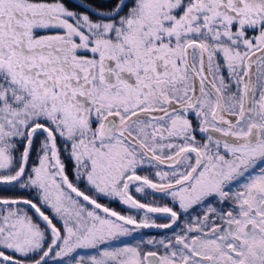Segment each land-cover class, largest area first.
<instances>
[{"label": "snow or ice", "instance_id": "6c2138e0", "mask_svg": "<svg viewBox=\"0 0 264 264\" xmlns=\"http://www.w3.org/2000/svg\"><path fill=\"white\" fill-rule=\"evenodd\" d=\"M80 6L0 0V264H264V0Z\"/></svg>", "mask_w": 264, "mask_h": 264}, {"label": "flooded vegetation", "instance_id": "af4514ba", "mask_svg": "<svg viewBox=\"0 0 264 264\" xmlns=\"http://www.w3.org/2000/svg\"><path fill=\"white\" fill-rule=\"evenodd\" d=\"M251 34L253 35L254 33H251ZM197 139L201 140V142H203L202 137L199 134L197 135ZM65 163L67 165L66 171H67V174L69 176V179L73 180V182H75V178H74V175H73L72 162L65 159ZM142 174H146V173H142ZM80 187L83 189L84 185L81 184ZM17 194L18 195H23V196H29V193H27V192H19ZM4 195H12V193H4ZM168 199H170V198H168ZM168 199L161 200V199H159V197H157V203L159 205H161V206L168 205ZM100 202L105 204V205H108V206L114 208L115 210L121 212L122 214H128L127 212H125L124 208L121 207V205L118 204V203H111L107 199L101 200ZM168 206H171V205H168ZM194 215H196V214H194ZM166 222L167 221L165 219H163V218L157 220V223H166ZM182 227H183V224H181V228ZM179 230L180 229H177V231H179ZM165 234H167L169 236L171 235L169 230L142 229V230H138L135 233V238H133V237H125V238H121V239L124 242H126V243L135 244L141 238L147 239L150 236L161 237V236H163ZM116 243L119 244L120 241H117ZM81 254L85 255V256H88V255H95L96 252H95V250H92V249H84V250H81Z\"/></svg>", "mask_w": 264, "mask_h": 264}, {"label": "trees", "instance_id": "16d2710c", "mask_svg": "<svg viewBox=\"0 0 264 264\" xmlns=\"http://www.w3.org/2000/svg\"><path fill=\"white\" fill-rule=\"evenodd\" d=\"M81 1H83L84 3H90V4L94 5L95 7H97L98 9L105 8L110 3V0H81ZM62 2H64L65 5L70 10L78 11V12H82V13L85 12V9L82 6L72 2L71 0H62ZM92 18L97 19V17H95V16H93Z\"/></svg>", "mask_w": 264, "mask_h": 264}, {"label": "rangeland", "instance_id": "374dc122", "mask_svg": "<svg viewBox=\"0 0 264 264\" xmlns=\"http://www.w3.org/2000/svg\"><path fill=\"white\" fill-rule=\"evenodd\" d=\"M78 1H80L81 3H84L83 1H81V0H78ZM94 19V18H93ZM250 35H252L251 33H250ZM254 35V34H253ZM4 193H0V195H3ZM12 195H18L17 193H12Z\"/></svg>", "mask_w": 264, "mask_h": 264}, {"label": "water", "instance_id": "95a60500", "mask_svg": "<svg viewBox=\"0 0 264 264\" xmlns=\"http://www.w3.org/2000/svg\"><path fill=\"white\" fill-rule=\"evenodd\" d=\"M72 2L76 3V4H79V5H82L83 3H81L80 1L78 0H71Z\"/></svg>", "mask_w": 264, "mask_h": 264}]
</instances>
